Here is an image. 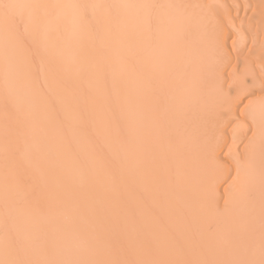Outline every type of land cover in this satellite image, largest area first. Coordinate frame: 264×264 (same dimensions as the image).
<instances>
[{
    "label": "bare ground",
    "instance_id": "bare-ground-1",
    "mask_svg": "<svg viewBox=\"0 0 264 264\" xmlns=\"http://www.w3.org/2000/svg\"><path fill=\"white\" fill-rule=\"evenodd\" d=\"M0 264H264V0H0Z\"/></svg>",
    "mask_w": 264,
    "mask_h": 264
}]
</instances>
